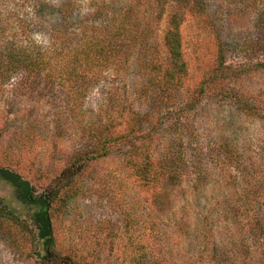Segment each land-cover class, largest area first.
<instances>
[{"label":"rangeland","instance_id":"rangeland-1","mask_svg":"<svg viewBox=\"0 0 264 264\" xmlns=\"http://www.w3.org/2000/svg\"><path fill=\"white\" fill-rule=\"evenodd\" d=\"M117 1L50 0L61 10L33 36L20 21L32 12L30 0H0V52L20 39L26 44L37 38L48 45V29L61 26L79 37L82 26L91 21L102 25L111 16L103 7L121 9L133 2ZM260 1L190 0L201 11L186 13L182 34L188 73L185 88L171 99L142 80L137 65L122 76L106 73L83 108L78 102L71 105L68 88L29 79L15 84L20 75L9 84L0 81V165L18 172L38 192L57 183L61 170L87 144L84 125L112 126L110 154L90 163L76 180V194L56 205L52 222L61 254L82 264H264L261 244L250 230L255 216L264 218ZM134 2L133 17L153 12L148 36L150 42L157 40L152 49L165 59L161 39L175 2L165 6L158 22L159 11L148 6L150 0ZM193 98L194 105H187ZM130 109L160 113L159 129L153 121L133 118ZM145 140L168 172L148 186L129 163ZM173 171L174 179L169 178ZM0 199L33 227L31 209L4 180ZM37 239L31 235L27 248H20L0 235V264H38L44 252Z\"/></svg>","mask_w":264,"mask_h":264},{"label":"trees","instance_id":"trees-1","mask_svg":"<svg viewBox=\"0 0 264 264\" xmlns=\"http://www.w3.org/2000/svg\"><path fill=\"white\" fill-rule=\"evenodd\" d=\"M171 1L175 2V10L161 39L167 54L165 59L156 54L155 48L152 49L154 45L157 46V40L150 42L151 36H148V30L152 28L153 12L146 11L142 16L133 17L136 11L133 0L129 6L121 9H118L117 5L103 7L106 14L112 11L111 16L102 25L91 21L87 26H82L83 31L79 37L78 33L69 36V30H64L61 26L52 32L48 29L47 33L52 39L48 45L40 43L37 38H32L26 44L21 39L11 42L0 52L1 84H9L12 80L14 82L20 75V80L17 83L15 81V84L27 83L29 79L30 83L35 85L44 82L50 86L68 88V100L71 105L78 102L83 108L91 88L99 83L106 73L112 72L115 77L122 76L132 65H137L143 70L140 78L149 80V83L161 92L160 94L154 90L162 98L171 99V94H179L185 88L184 79L188 73L182 34L186 13L191 12V8L201 11L198 5L192 6L190 0H150L148 6L150 5L153 11H159L156 22ZM30 2L32 12L27 17L23 16L20 21L21 25L27 24L25 29L33 32L35 36L41 25H45L47 19L61 8L54 2L50 3V0ZM111 2L116 4L118 1ZM260 2L264 7V0ZM127 7L132 10L130 13L124 12ZM261 42H264V34L263 38L258 39V44ZM220 65L221 69L225 65L223 45L220 49ZM158 72L160 75L153 74ZM193 103L194 98L191 102L188 100L187 105H194ZM130 112L133 118L138 116L136 119L140 120L142 117L143 123L153 121V127L159 129L162 122L160 113H142L139 109H130ZM111 129L110 124L84 125L81 134L87 137V144L71 159L70 164L61 170L57 183L43 192L36 191L30 181L18 172L0 165V180L9 183L16 190L18 200L31 209L29 221H32L34 227L14 206L0 199V235L8 237L20 248H27L28 237L31 235L37 237L44 252L39 253L38 264H82L72 256L63 255L58 251L53 214L59 209L57 204L66 203L72 197L71 193L76 194V180L90 163L110 154L111 143L114 141ZM150 147L148 141H143L136 158H129L134 171L147 186L168 176V172L160 166ZM175 172L173 171L169 178H176ZM250 230L260 242L261 255L264 257V218L255 216ZM21 239L22 243L18 242Z\"/></svg>","mask_w":264,"mask_h":264}]
</instances>
